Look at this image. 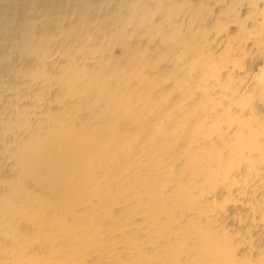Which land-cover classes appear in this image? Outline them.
<instances>
[{
	"label": "bare ground",
	"instance_id": "bare-ground-1",
	"mask_svg": "<svg viewBox=\"0 0 264 264\" xmlns=\"http://www.w3.org/2000/svg\"><path fill=\"white\" fill-rule=\"evenodd\" d=\"M0 264H264V0H0Z\"/></svg>",
	"mask_w": 264,
	"mask_h": 264
}]
</instances>
